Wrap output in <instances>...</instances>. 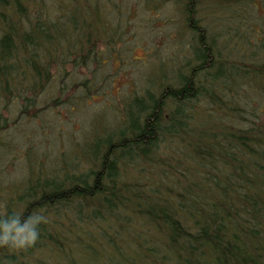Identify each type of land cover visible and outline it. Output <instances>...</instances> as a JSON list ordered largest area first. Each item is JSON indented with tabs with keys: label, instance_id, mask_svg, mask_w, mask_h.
<instances>
[{
	"label": "trees",
	"instance_id": "obj_1",
	"mask_svg": "<svg viewBox=\"0 0 264 264\" xmlns=\"http://www.w3.org/2000/svg\"><path fill=\"white\" fill-rule=\"evenodd\" d=\"M55 1L0 0L5 117L11 109L19 118L40 116L36 97L55 78L53 68L97 62L103 45L119 42L107 41L110 34L119 38L118 28L149 3ZM162 3L183 24L184 70L135 97L138 111L120 109L121 101L117 123L98 114L84 140L53 154L22 152L21 177L6 185L0 214L39 210L47 222L35 245L0 248V260L264 264V0ZM200 8L217 34L199 24ZM68 89L61 82L62 93ZM5 117L0 130L10 126Z\"/></svg>",
	"mask_w": 264,
	"mask_h": 264
},
{
	"label": "rangeland",
	"instance_id": "obj_2",
	"mask_svg": "<svg viewBox=\"0 0 264 264\" xmlns=\"http://www.w3.org/2000/svg\"><path fill=\"white\" fill-rule=\"evenodd\" d=\"M55 4V0H48L49 7ZM163 4L162 0H149L148 6L143 4L137 12L135 4L127 2L138 15L130 14L129 27L118 28L119 38L113 33L107 38V41L119 40L115 46L108 43L102 48L103 45L97 62L82 67L66 63L61 70L53 68L55 78L36 97V108L41 111L44 107L39 114L41 117L19 118L17 111L11 109L14 105L6 115L8 119L5 111L0 112V122L5 117L10 124L7 129L0 130V206L6 204L8 182H17L21 177L23 151L30 148L53 154L57 149L82 141L98 114L104 120L109 118L117 123L121 111L113 109L121 101L120 109L138 111L140 103L133 101L135 97H143L146 91L156 92L161 80L170 81L175 76L176 69L183 65L188 45L183 37V24L175 20L179 15L177 9L172 4ZM256 4L260 10V5ZM202 12L206 13L204 8L198 13L199 24L217 34L215 22L207 21ZM71 38L75 41L74 35ZM61 82L69 88L65 94L60 90ZM81 82H86L88 90H83ZM49 128L60 131L55 135L54 129L49 131Z\"/></svg>",
	"mask_w": 264,
	"mask_h": 264
},
{
	"label": "clouds",
	"instance_id": "obj_3",
	"mask_svg": "<svg viewBox=\"0 0 264 264\" xmlns=\"http://www.w3.org/2000/svg\"><path fill=\"white\" fill-rule=\"evenodd\" d=\"M46 222V215L39 210L27 214L23 211L0 214V248L27 250L39 240L40 226ZM0 264H10V261L0 260Z\"/></svg>",
	"mask_w": 264,
	"mask_h": 264
}]
</instances>
